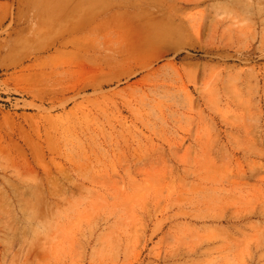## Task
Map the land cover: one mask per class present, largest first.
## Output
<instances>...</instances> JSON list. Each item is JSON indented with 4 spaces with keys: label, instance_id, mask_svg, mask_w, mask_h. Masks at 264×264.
<instances>
[{
    "label": "rangeland",
    "instance_id": "obj_1",
    "mask_svg": "<svg viewBox=\"0 0 264 264\" xmlns=\"http://www.w3.org/2000/svg\"><path fill=\"white\" fill-rule=\"evenodd\" d=\"M0 264H264V0H0Z\"/></svg>",
    "mask_w": 264,
    "mask_h": 264
}]
</instances>
